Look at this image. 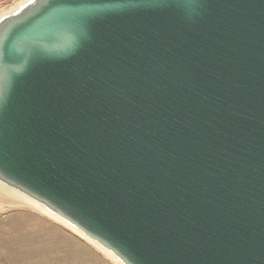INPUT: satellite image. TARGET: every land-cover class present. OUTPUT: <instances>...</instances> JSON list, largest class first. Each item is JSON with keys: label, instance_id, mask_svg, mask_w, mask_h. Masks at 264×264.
<instances>
[{"label": "water", "instance_id": "1", "mask_svg": "<svg viewBox=\"0 0 264 264\" xmlns=\"http://www.w3.org/2000/svg\"><path fill=\"white\" fill-rule=\"evenodd\" d=\"M0 182L115 264H264V0L0 14Z\"/></svg>", "mask_w": 264, "mask_h": 264}, {"label": "crops", "instance_id": "2", "mask_svg": "<svg viewBox=\"0 0 264 264\" xmlns=\"http://www.w3.org/2000/svg\"><path fill=\"white\" fill-rule=\"evenodd\" d=\"M0 1L2 2V0ZM0 6H2V3H0ZM35 212H37V214L39 213L40 216L44 215L43 218L47 219V222L42 224L36 221V224L32 225L30 241L25 240L23 238L24 235L21 236L22 233L19 232L16 226H8V224L2 225L5 231L0 234V254L4 257L3 264H10L12 261H20L21 264H57V262L61 261L60 257L62 256H64L66 264L69 262L73 264H115L103 252L74 234V232L65 225L57 222L41 211V213L38 211ZM22 215L26 214L22 213ZM41 226L43 227L42 231H48V233L41 234ZM55 231H59L61 236L67 235L71 237L69 241L70 244L60 242V246L57 247L54 244L57 242V235L51 233ZM41 238H45L43 241L47 242L41 244ZM44 247H46V249ZM11 248H20V251L15 250V256L10 260V255H12ZM73 250L77 251L75 257L69 255V252ZM69 258L73 261L68 262ZM25 261H29V263H25Z\"/></svg>", "mask_w": 264, "mask_h": 264}, {"label": "rangeland", "instance_id": "3", "mask_svg": "<svg viewBox=\"0 0 264 264\" xmlns=\"http://www.w3.org/2000/svg\"><path fill=\"white\" fill-rule=\"evenodd\" d=\"M22 0H2V2L0 1V3H2V6H0V14L5 13L7 11H10L14 8H16L20 2ZM3 193V194H2ZM35 211H39V209L33 208L31 207L29 204L21 202L19 200H16V198L14 196H12L11 194L4 192L3 190H0V234L4 233V229L2 228V225L8 224V226L10 225H14L16 226V228L19 229V232L22 233L21 236H23V238L27 241H30V234H32V225L36 224V221L40 222V223H46L47 219H44L43 216L44 215H39V213L37 214V212ZM35 212V213H34ZM22 213H25L26 215H22ZM41 213V212H40ZM43 227L41 226V234L44 233H48V231H42ZM57 235V242H55L54 244L59 247L60 246V242H63L65 244H70L69 241L71 240V237L69 236H61L59 231H55V232H51ZM75 234V233H74ZM1 238V237H0ZM45 238H41V244L46 243L47 241H43ZM73 243V241H72ZM93 246V245H92ZM95 247V246H94ZM46 249V247H44ZM75 248V247H73ZM96 248V247H95ZM98 249V248H97ZM11 253L12 255H10V260L12 258H14V254H15V250L20 251V248H11ZM77 251L73 250L71 252H69V255L75 257L76 256ZM31 254V253H29ZM61 261L57 262V264H66V262L64 261L65 258L64 256L60 257ZM4 257L2 254H0V264L4 263ZM69 261H73L72 259L68 260ZM21 264L20 261L18 262H10V264ZM25 263H29V261H25ZM31 264V263H29ZM67 264H73L71 262L67 263Z\"/></svg>", "mask_w": 264, "mask_h": 264}, {"label": "bare ground", "instance_id": "4", "mask_svg": "<svg viewBox=\"0 0 264 264\" xmlns=\"http://www.w3.org/2000/svg\"><path fill=\"white\" fill-rule=\"evenodd\" d=\"M0 190H3L4 192H7L9 194H11L12 196H14L16 198V200H19L21 202L27 203L29 204L31 207L39 209L40 211H44L47 212L46 209L44 207H42L41 205H39L38 203L32 201L31 199H29L26 196H23V194L16 192L14 189L10 188L9 186L5 185L4 183L0 182ZM3 194V193H2ZM48 214H50L49 212H47ZM52 215V214H50ZM55 219V218H53ZM57 222H59L57 219H55ZM62 224V223H61ZM98 248V247H97ZM100 249V248H98ZM103 252V251H102Z\"/></svg>", "mask_w": 264, "mask_h": 264}]
</instances>
